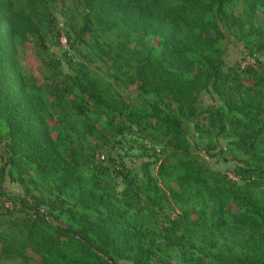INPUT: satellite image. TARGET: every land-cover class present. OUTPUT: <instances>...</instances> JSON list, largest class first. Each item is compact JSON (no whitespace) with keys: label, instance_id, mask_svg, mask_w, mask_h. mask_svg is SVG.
Wrapping results in <instances>:
<instances>
[{"label":"trees","instance_id":"16d2710c","mask_svg":"<svg viewBox=\"0 0 264 264\" xmlns=\"http://www.w3.org/2000/svg\"><path fill=\"white\" fill-rule=\"evenodd\" d=\"M244 1L254 11L264 9V0ZM52 3L0 0V157L6 158L0 166V264L2 258L27 259L29 250L42 264H264V199L235 188L227 177L207 173L190 155L184 133L198 118V95L212 90L225 104L210 113L220 136L232 130L243 153L259 150L264 76L255 72L257 83L248 85L243 79L251 70H226L223 60L226 37L220 21L231 29L245 27L234 11L240 0H79L85 11L80 36L87 42L98 30V41L92 42L99 54L111 57L114 66L126 65L119 68L120 80L152 100L147 111H134L87 69L74 75L59 71L44 81L36 71L30 77L22 72L20 47L39 59L49 51L42 28ZM114 32L124 37L121 47L100 44ZM250 32L264 51V30L252 27ZM90 114L108 125L100 128ZM109 125L116 127L107 131ZM134 126L146 138L157 133L171 138L177 152L170 156L175 161L167 157L157 165L156 177L146 170L149 198L160 192L167 196L162 181L185 206L195 200L215 204L199 223H192L186 210L161 229L162 247L152 237L159 232L149 234L131 224L108 181L112 167L89 152L91 139L107 142L112 133ZM253 173L235 169L244 178ZM116 176L124 178L126 194L137 186L127 169ZM8 178L26 187V195L8 191ZM29 179L42 187L43 196L30 191ZM18 204L25 211L21 217L7 206ZM197 249L200 256L194 258Z\"/></svg>","mask_w":264,"mask_h":264},{"label":"rangeland","instance_id":"374dc122","mask_svg":"<svg viewBox=\"0 0 264 264\" xmlns=\"http://www.w3.org/2000/svg\"><path fill=\"white\" fill-rule=\"evenodd\" d=\"M249 5L244 0H240V3L234 6L235 13L243 16L245 26L243 29H231L229 24L224 21H220V27L226 37L223 46L226 70L232 67H239L240 70L247 72L251 70L249 74L244 75L243 81L248 85H253L257 83L255 72L264 76V51L259 48L261 40L251 33L250 29L254 27L264 30V9L254 11ZM45 15L50 20H46L42 31L47 37L49 51L39 59L26 54L22 47L18 49V62L26 76H29L33 70L44 81V79L52 78L54 74L57 75L59 71L74 75L87 69L94 78L106 86L109 84L113 95L132 106L134 111L148 110V104L152 100L142 96L136 86L127 87L122 82L123 80H120L119 68L126 67V65L119 62L114 66L110 56L109 59H106L105 56L99 54L98 44L92 42L93 39L98 41V30L95 36L86 37L87 42L80 36L79 31L83 24L85 11L79 0H53V3L45 11ZM123 39L120 32H114L107 38H102L100 44L111 43L121 47ZM148 45L154 46L155 43L148 40ZM212 107L215 109L225 108L224 101L212 90L204 91L198 95V118L188 122L184 129L190 145V155L198 160L207 173L217 174L220 178L227 177L235 188L255 198L264 199V138L258 142L259 150L255 154L243 153L235 144L237 139L232 130H228L223 136H220L216 122L212 124L210 115ZM90 116L97 120L100 128L103 124H107L103 118L98 119L93 114ZM111 127L115 128L116 126L109 125L107 131ZM54 128L59 131L60 126L54 124ZM112 134L109 135L107 142L102 141L99 137L91 139L89 152L95 154L97 160L110 164L113 174L108 181L120 199L121 210L129 211L128 218L132 225L141 226L149 234L159 232L158 235L152 236L157 241V245L159 244L161 247L164 245V240L160 239L161 229L171 227L182 217L184 211L189 212L192 223H199L203 214L212 212V208L215 206L214 202L203 203L200 200H195L188 206L176 202L162 181L159 185L167 196L164 197L160 192L159 196L151 199L146 194L145 188L151 181L148 180L146 170L150 171L152 177H156L157 165L177 153L173 148L171 138H166L160 133H157L153 138H146L136 126L123 133L114 132ZM171 161H175L174 158H171ZM5 164L6 158L0 157V166ZM146 164H150L148 169L144 167ZM236 168L249 169L254 173L251 176L246 175V178L240 177L235 174ZM123 169L131 172L132 179L137 184V186L134 185L132 192L129 188L130 194L124 193L127 189L124 178L116 176V171ZM27 184L30 191L42 195L43 189L39 184H33L30 179ZM6 188L16 195L25 196L27 193L26 187L11 182L9 178L6 180ZM7 206L16 216L21 217L25 213L19 204L16 208L11 205ZM41 209L47 211L48 208L42 206ZM226 210L222 214H225ZM230 211L235 212L236 207L233 205ZM214 223L213 220L211 224ZM173 255H175L174 252ZM193 255L194 258L200 256L198 249L193 252ZM1 262L2 264H42V259L38 254L29 250L27 259L12 261L2 258Z\"/></svg>","mask_w":264,"mask_h":264}]
</instances>
